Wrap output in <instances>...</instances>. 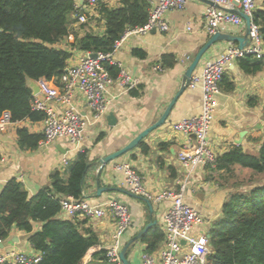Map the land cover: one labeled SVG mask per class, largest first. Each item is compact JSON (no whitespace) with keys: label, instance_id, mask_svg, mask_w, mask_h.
<instances>
[{"label":"crops","instance_id":"0c3cea01","mask_svg":"<svg viewBox=\"0 0 264 264\" xmlns=\"http://www.w3.org/2000/svg\"><path fill=\"white\" fill-rule=\"evenodd\" d=\"M80 2L83 10L89 15L90 26L95 31L102 32L104 22L96 19L99 17L98 13H92L82 0ZM100 2L111 7L121 5L119 0H99ZM209 6L200 0H188L184 10H169L166 13L170 27L168 31L153 29L144 34L131 35L125 40L114 59L130 75L140 80V85L136 88L138 95H133L131 90H125L115 82L108 93L111 100L108 111L96 120L82 93L76 91V104L87 124L83 139L79 143L58 139L48 145H39L36 149L21 147L19 129L26 128L31 134L44 136V120L33 121L25 118L12 122L4 131L0 130V193L9 180L17 179L24 185L29 196H35L42 189L51 186V176L54 173H60L66 178L69 165L75 162L80 154L86 153L91 164L84 181L82 197L93 204H103L119 198L131 212L132 224L122 237L121 251L154 222L149 230L160 229L165 240L164 219L172 201L155 202L141 195L135 196L126 182L125 172L116 169L119 163L134 165L145 186L153 194L165 190L178 191L181 185L185 184V202L196 208L205 218L204 224L196 226L194 231L208 235L213 224L222 216L223 204L230 197L232 189L221 184L218 179L220 172L215 171L216 165L188 169L180 161L179 154L190 146L191 141L183 133L172 129L176 121L201 114V85L194 89L187 88L178 98L166 124L151 132L142 141L148 146L147 152L143 151L139 144L135 149L106 164L103 169L99 159L123 148L163 115L178 92L187 68L213 36L208 34L206 29V13ZM263 7L264 1L257 0L256 10ZM74 15L71 27L78 35L85 34ZM218 32L240 36L245 34V27L222 25ZM69 43L70 39L65 38L58 46L70 49ZM232 45L239 46L238 43L227 41L214 44L203 56L194 75H200L206 61L218 57ZM135 50L143 51L146 56L143 58L136 55ZM83 54L85 52L74 50L69 64L74 63ZM164 56H171L175 61L174 65L165 66ZM239 60L234 61L226 70L221 91L216 97L215 119L207 136V141L217 157L240 145L246 152L256 154L264 141V68L248 73L241 68ZM159 64L163 70L156 68ZM30 81L32 80H29V84ZM111 114L115 115L117 120L114 126L110 125L108 119ZM235 169L236 173L238 169L250 171L240 166ZM99 187L105 188L100 195ZM59 217L69 219L61 212ZM78 219L85 220V227L91 228L99 238V242L87 251L80 264H111L106 253L105 256L100 253L107 251L113 244V220ZM40 228L41 224L35 223V229ZM143 236L133 241L128 248L127 258L132 264H143V254L147 252ZM164 240L156 251L164 245ZM10 250L36 252L30 242V234L16 227L6 239L0 241L1 254Z\"/></svg>","mask_w":264,"mask_h":264},{"label":"trees","instance_id":"16d2710c","mask_svg":"<svg viewBox=\"0 0 264 264\" xmlns=\"http://www.w3.org/2000/svg\"><path fill=\"white\" fill-rule=\"evenodd\" d=\"M119 1L118 7L99 3L96 19L104 22L102 32L95 31L88 21L80 24L85 34L78 35L71 27L76 0H0V117L9 111L13 122L44 120L43 112L32 109L29 80L57 79L69 65L74 50L109 53L127 30L148 21L149 0ZM252 20L264 43V7L254 11ZM65 38L70 39V49L58 46ZM134 53L146 56L141 50ZM170 57L164 56L165 66L174 65ZM255 58H240L241 68L248 73L263 69L264 61ZM104 65L114 78L118 77L119 67L108 61ZM136 90H131L135 96L139 94ZM18 134L19 145L27 149H36L44 139L42 134H31L26 128L19 129ZM140 146L148 151L143 142ZM90 164L88 155L80 154L69 165L66 178L54 173L51 186L35 196H29L17 179L9 180L0 193V241L16 227L30 234L34 250L41 254L36 264H80L99 238L85 227V220L59 217L60 200L68 195L82 196ZM236 166L250 170L251 178L231 182L238 176ZM215 167L221 184L232 191L223 204L222 216L209 231L207 264H264V141L256 154L246 152L241 145L233 147L219 155ZM35 223L41 224L39 230ZM142 240L147 252L152 253L163 242L164 233L154 228Z\"/></svg>","mask_w":264,"mask_h":264},{"label":"built area","instance_id":"2783aa9c","mask_svg":"<svg viewBox=\"0 0 264 264\" xmlns=\"http://www.w3.org/2000/svg\"><path fill=\"white\" fill-rule=\"evenodd\" d=\"M92 13L97 12L99 0H82ZM151 11L148 21L139 27L127 30L116 40L113 50L109 53L98 52L97 57L92 52H85L74 63L69 64L57 79L37 80L39 92L33 93L32 109L45 114L44 139L39 145H48L58 139H67L71 143H79L83 139L86 121L81 115L75 100L76 91H80L90 109L94 119L104 116L109 108L108 96L110 87L118 82L125 90H133L140 85V80L130 75L114 55L121 48L125 40L134 34H144L153 29L166 32L169 30L166 13L169 10H184L188 0H149ZM224 8H239L253 18L257 8V0H210ZM264 1V0H263ZM75 18L77 23H87L89 15L83 10L80 0H76ZM208 34L214 35L222 25H234L243 28L246 21L238 14L216 6L207 9ZM190 29V28H189ZM251 42L244 49L230 46L218 57L208 60L200 75H194L190 88L201 85L203 92L202 112L194 117H186L172 125L175 132L183 133L191 141L190 146L179 154L180 161L190 170L198 166H212L217 163V154L209 145L207 136L217 106V95L221 91L226 70L234 61L252 55L257 59H264V43L259 27L252 20L250 34ZM119 67V75L114 78L105 67V62ZM163 70L161 64L156 67ZM9 111L0 117V130H6L12 124ZM264 122V120H263ZM67 161L65 160V163ZM116 169L124 171L126 182L134 194L141 195L155 202L171 200L172 205L165 215L164 245L154 253L143 254V264H207L210 253L209 237L205 233L197 234L194 229L205 222L204 216L194 207L185 202L186 185L180 190H165L153 194L144 184L143 178L134 165L119 163ZM61 213L67 218H111L115 225L113 244L106 251L111 264H124L121 259V240L124 233L132 224V215L127 205L110 200L103 204H93L84 197L68 195L60 200ZM41 260L39 252L28 253L10 250L0 253V263L6 264H36Z\"/></svg>","mask_w":264,"mask_h":264},{"label":"water","instance_id":"95a60500","mask_svg":"<svg viewBox=\"0 0 264 264\" xmlns=\"http://www.w3.org/2000/svg\"><path fill=\"white\" fill-rule=\"evenodd\" d=\"M203 1L207 4H209L210 6H216L220 9H224V10H228L231 11L233 13H236L238 15H240L245 21H246V26H245V34L243 35H232V34H227V33H222V32H217L215 33L213 36L210 37V39L208 40V42L199 50V52L197 53L195 59L193 60V62L189 65V67L187 68L183 79H182V83L181 86L178 90V92L176 93V95L173 97V99L171 100V102L169 103V105L167 106V108L165 109L163 115L160 117V119L155 122L154 124H152L151 126H149L148 128H146L145 130H143L139 135H137L134 139H132L127 145H125L123 148H121L120 150L111 153L107 156L101 157L99 159V163L101 164V169H103V167L108 164L109 162L117 159L118 157L126 154L127 152L135 149L137 146H139V144L153 131L157 130L158 128L164 126L167 122L168 116L171 113V110L173 109V107L175 106L178 98L180 97V95L187 90V88H189L190 84H191V80L195 74V71L197 69V67L199 66L203 56L206 54V52L217 42L220 41H227V42H233V43H238L239 44V48L244 49L245 47H247L250 42V34H251V28H252V17L250 15H247L246 13H244L241 9L239 8H235V7H231L230 9L224 8L218 4H215L214 2L210 1V0H200ZM91 56L93 57H97V53H92ZM30 86L33 90V93L36 94L39 92V86L37 84V82L35 80L30 81ZM110 125L114 126L117 123V120L115 118V115L111 114L108 117ZM241 141H239V143H241ZM105 190V188H101L99 187L98 189V195L101 194V192ZM110 190V189H108ZM129 193V192H128ZM134 194V193H133ZM135 196H138L135 194ZM139 197V196H138ZM114 200V199H113ZM115 201L121 202L119 200V198L115 199ZM148 201V200H147ZM148 203H150L148 201ZM151 207V204H150ZM155 224L152 223L150 225H148L141 233H139V235H137V237H135L133 240H131L125 247L124 249L121 251V259L124 262V264H132L129 259L127 258V252H128V248L130 246V244L135 241L138 238H141L148 230L149 228ZM210 233L208 234V237L210 238Z\"/></svg>","mask_w":264,"mask_h":264},{"label":"rangeland","instance_id":"374dc122","mask_svg":"<svg viewBox=\"0 0 264 264\" xmlns=\"http://www.w3.org/2000/svg\"><path fill=\"white\" fill-rule=\"evenodd\" d=\"M251 174H252V172H250V171H246V170H242V169H238V171H237V179H233V182L235 181V180H240V181H247V180H249V178H251L250 176H251Z\"/></svg>","mask_w":264,"mask_h":264}]
</instances>
